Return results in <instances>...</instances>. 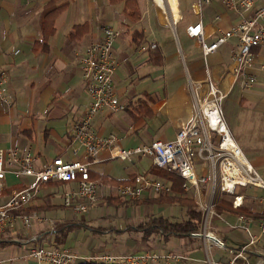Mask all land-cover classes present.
Returning <instances> with one entry per match:
<instances>
[{"label":"crops","instance_id":"obj_1","mask_svg":"<svg viewBox=\"0 0 264 264\" xmlns=\"http://www.w3.org/2000/svg\"><path fill=\"white\" fill-rule=\"evenodd\" d=\"M127 1L0 0V71L7 76L3 96L8 99L6 104L0 97V149L29 151L36 157V167L54 157L85 160L83 147L74 138V126L91 102L82 75V59L104 26L121 31L113 46L118 60L114 85L126 108L119 112L106 109L98 112L92 126L99 135L114 134L123 147L172 139L176 130L190 119L192 89L205 80L208 72L226 91V96L237 89L232 104L235 116H224V120L238 147L241 149L246 142L251 144L256 131L264 130V70L259 67L264 63V47L255 50V65L249 71L255 75L257 84L248 89H242L230 71V49L235 39L226 41L204 61L191 58L184 50V46L201 47L197 39L187 35L188 25L200 22L203 40L212 43L251 11L236 13L217 1L204 5L198 0H176L179 16L175 19L168 0H129L130 4ZM253 1L256 6L264 5V0ZM179 25L183 44L176 33ZM149 43L156 44L159 62L152 60ZM142 46L146 49L141 50ZM168 70L180 73L179 82L172 89L167 87V76L163 73ZM257 85L263 86L261 91L255 90ZM99 157L104 159L107 153L104 151ZM115 160L124 171L117 178L109 174ZM248 161L264 180V153L256 152ZM151 166L149 157L108 159L95 164L91 172L123 183L135 174L147 172ZM99 180L98 201L86 212L77 214L62 203L63 191L74 183L52 181L43 185L36 197L17 213L41 214L53 224L32 219L28 228L19 220L8 226L0 235V249L7 244L13 246L10 264H18L17 257L36 244L68 248L84 256L180 251L187 258L172 264H205L201 239L163 232L149 223L157 217L170 221L184 219L186 210L176 200L148 193L137 200L124 199L117 194V184ZM31 181V177L7 173L5 187L0 190V205L7 201L13 189ZM205 188L200 185L197 193L193 190L185 193L197 203V199H204ZM173 194L174 190L167 196ZM237 195L242 196V204L234 207L233 195L218 192L216 203L226 198L234 211H221L211 221L214 233L226 246L234 248L241 246L247 235L229 224L238 223V215L247 214L245 217L252 219L251 233L258 235L259 219L264 215V202L257 199L264 195L263 188L239 187ZM236 208L246 214L237 212ZM210 257L223 260L228 252L215 247ZM263 258L264 235H261L249 254V261L254 263Z\"/></svg>","mask_w":264,"mask_h":264},{"label":"built area","instance_id":"obj_2","mask_svg":"<svg viewBox=\"0 0 264 264\" xmlns=\"http://www.w3.org/2000/svg\"><path fill=\"white\" fill-rule=\"evenodd\" d=\"M213 1L219 2L227 10L236 13L251 11V14L231 24L212 43L203 40L200 22L188 25L186 33L200 42L204 57L215 52L226 41L235 39L230 49V71L239 81L240 87L248 89L256 81L255 75L249 71L255 65L253 49L264 47V5L256 6L253 0H198L204 5ZM120 33L117 28L104 26L100 37L89 44L82 59V75L91 102L84 116L74 126V138L83 147L85 160L54 157L36 167V157L31 152L20 153L15 148L7 151L0 149V190L5 187V176L9 172L16 177L32 178L29 184L13 189L7 201L0 205V235L8 226H13L16 220L25 228L29 227L32 219L53 224L50 218L41 214L17 213L18 209L36 197L46 183H74L63 191L62 203L72 213H83L99 198L100 182L90 176L95 164L108 159L124 161L141 156L149 157L152 166L167 169L180 177L183 180V192L193 190L197 193L200 185L206 186L204 199H197L201 210L200 226L189 234L203 241L205 264H264V258L254 263L249 261V254L259 237L264 235V215L259 219L258 235L251 233L252 219L249 217L240 214L238 223L229 224L231 228L242 229L247 235L242 245L235 248L225 245L214 233L211 223L212 218L218 216L214 210V197L218 192L233 195L232 205L237 207L242 204V196L237 195V189L246 186L264 189V180L233 139L221 108L226 91L215 83L209 72L201 84L193 87V113L176 130L172 139H154L148 144L123 147L118 144L116 135L102 136L94 130L92 119L98 112L105 109L119 112L126 108L114 85L118 60L113 46ZM148 45L151 47L155 44ZM140 49L146 48L142 46ZM259 67L264 70V63ZM6 77L5 72L0 71V97L8 104V99L3 96ZM104 151L107 157L101 159L99 155ZM116 191L124 199L137 200L147 193L168 195L173 192V187L170 181L143 172L135 174L128 182L118 183ZM257 199L264 202V195ZM214 247L226 249L228 257L223 260L212 259L210 253ZM186 258L180 251L106 252L84 256L68 248H46L43 244H36L17 257V261L18 264H172Z\"/></svg>","mask_w":264,"mask_h":264},{"label":"trees","instance_id":"obj_3","mask_svg":"<svg viewBox=\"0 0 264 264\" xmlns=\"http://www.w3.org/2000/svg\"><path fill=\"white\" fill-rule=\"evenodd\" d=\"M128 4H130V1H127ZM134 13L136 11H133ZM138 17V13L136 14V17ZM148 46V45H147ZM149 49V53L152 56V60L155 62H159L160 61V56H159V51L158 48L156 46V44L154 46H148L147 47ZM254 51L256 50V48L253 49ZM157 177L169 180L172 184L173 190H174V194L171 196H167V195H159L160 197L163 196L165 198H167V200H176L181 207H183L186 212H185V217L182 220L179 221H170L169 219H164L162 217H157V218H153L151 219V221L149 223H153L156 225L157 228L161 229L163 232H173L176 234H186L189 235L191 232L196 231L201 223V210L198 208L197 204L195 203V201L193 200V198L190 195H187V193L183 192L181 189V184H182V179L178 176H176L173 172L168 171L167 169H163V168H158V167H154L151 166L150 169L147 171ZM90 176L92 178H96L99 177L97 176V174L93 173L90 171ZM100 179H102L103 181H110L111 184H118L119 181H115V180H107V178L105 176L103 177H99ZM98 178V180H99ZM133 177H131L130 179H132ZM100 181V180H99ZM127 181V180H125ZM61 182V181H58ZM64 183V182H62ZM215 211L218 214L221 211H234V209L232 210L230 203L228 202V200L226 198H222L218 203H216L214 205ZM241 208H236L235 210L239 213H242V210H240ZM242 214H246V213H242ZM247 215V214H246ZM245 215V216H246ZM63 230L58 231L60 233L61 236H63ZM52 248H58L56 247H52Z\"/></svg>","mask_w":264,"mask_h":264},{"label":"rangeland","instance_id":"obj_4","mask_svg":"<svg viewBox=\"0 0 264 264\" xmlns=\"http://www.w3.org/2000/svg\"><path fill=\"white\" fill-rule=\"evenodd\" d=\"M176 33H177V37L182 42L183 38L181 36L180 25L177 27ZM173 39L176 41V35L173 36ZM182 44H183V42H182ZM184 50L186 51L185 53H189L190 54L191 58L204 61L205 57H203V55H202L201 47L197 48V47H194V46H188V47L184 46ZM163 73H164V75L167 76V82H168L167 83V87L171 88V89L176 87L178 82H179L180 73L177 72V71L174 72V73H171L170 70L164 71ZM181 73H182V76L184 77L185 76L184 67H183L182 64H181ZM262 78L263 77L261 76L260 81H261ZM263 82H264V80H263ZM255 83H256V81H255ZM255 83H254V86L257 84V83L255 84ZM262 87L263 86L257 85L255 90L261 91ZM236 90L237 89L234 88L232 90V92L228 96L224 97L222 102H221V108H222V111H223V114H224L223 116H225V117L227 115H229L231 117L235 116V111L232 108V104L234 103V97L236 96V93H237ZM261 129L262 128H260V130L256 131V134L251 137V139L253 140L251 142V144H249V142H246L244 147H241L243 154L245 155V157L248 160H251L253 154L256 153V152L257 153H260V152L264 153V130H261ZM247 135H249L248 132H247ZM112 164H113V168L110 170L109 174L111 176H113V177H116V178L120 177L121 174H123V172H124L122 164L118 160H115V162H112ZM259 172L260 173L262 172L260 168H259ZM216 197H217V194L214 197V201L216 200ZM103 209H105V207H103ZM109 210L111 211L112 208H110ZM214 210H215V208H214ZM12 249H13V246L12 245H8V244L5 245L4 247H2V249H0V259H2V261H1L2 264H10L11 258L13 256L12 253H11ZM6 257H8V258L7 259H3V258H6Z\"/></svg>","mask_w":264,"mask_h":264},{"label":"bare ground","instance_id":"obj_5","mask_svg":"<svg viewBox=\"0 0 264 264\" xmlns=\"http://www.w3.org/2000/svg\"><path fill=\"white\" fill-rule=\"evenodd\" d=\"M168 3H169V5H170V9H171V11H172L173 17H174L175 19H177L178 16H179V10H178V7H177V2H176V0H168Z\"/></svg>","mask_w":264,"mask_h":264}]
</instances>
